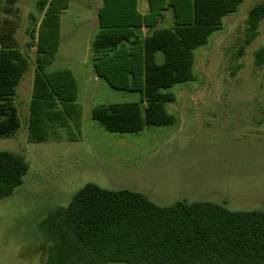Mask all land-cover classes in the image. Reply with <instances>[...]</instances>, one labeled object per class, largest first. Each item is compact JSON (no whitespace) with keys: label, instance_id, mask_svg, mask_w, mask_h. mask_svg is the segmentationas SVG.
<instances>
[{"label":"rangeland","instance_id":"obj_1","mask_svg":"<svg viewBox=\"0 0 264 264\" xmlns=\"http://www.w3.org/2000/svg\"><path fill=\"white\" fill-rule=\"evenodd\" d=\"M261 1L243 0L195 49L193 80L169 89V124L116 133L93 118L94 109L139 102L140 94L114 89L95 73L91 47L103 0H18L17 41L23 51L28 42L33 47L14 100L20 127L0 138V151L21 155L29 171L0 199V264H45L44 220L90 183L139 192L159 206L207 201L264 210V68L255 66L264 19L238 56L249 11ZM138 9L147 12V0ZM171 23L168 13L159 27ZM40 39L46 50L59 46L38 71Z\"/></svg>","mask_w":264,"mask_h":264},{"label":"trees","instance_id":"obj_2","mask_svg":"<svg viewBox=\"0 0 264 264\" xmlns=\"http://www.w3.org/2000/svg\"><path fill=\"white\" fill-rule=\"evenodd\" d=\"M138 1L103 0L98 12L99 31L91 47L96 75L114 89L140 94L139 102L94 109L93 118L110 132L137 133L146 124H169L165 104L174 100L169 89L193 80L195 49L222 28L243 0H147L144 14ZM1 3L0 138H8L20 127L14 100L33 42L23 51L17 41V0ZM168 13L172 23L159 27ZM263 19L264 0L249 11L238 56L257 37ZM41 41L38 71L55 59L59 46L58 41L46 50ZM255 66L264 68V48ZM28 171L21 155L0 151V199L10 196ZM42 232L49 245L45 264H264V210L232 211L207 201L159 206L142 193L92 183L67 207L50 213Z\"/></svg>","mask_w":264,"mask_h":264},{"label":"crops","instance_id":"obj_3","mask_svg":"<svg viewBox=\"0 0 264 264\" xmlns=\"http://www.w3.org/2000/svg\"><path fill=\"white\" fill-rule=\"evenodd\" d=\"M17 2H18V0H17ZM146 11H142V13H145ZM148 34V31L145 29V28H143L142 30H141V35H143V36H146Z\"/></svg>","mask_w":264,"mask_h":264}]
</instances>
